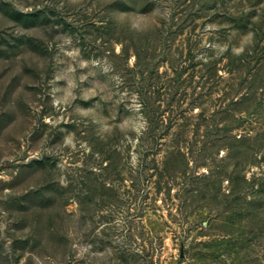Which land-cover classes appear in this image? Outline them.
Returning a JSON list of instances; mask_svg holds the SVG:
<instances>
[{
	"label": "rangeland",
	"instance_id": "1",
	"mask_svg": "<svg viewBox=\"0 0 264 264\" xmlns=\"http://www.w3.org/2000/svg\"><path fill=\"white\" fill-rule=\"evenodd\" d=\"M262 191L264 0H0V264H264Z\"/></svg>",
	"mask_w": 264,
	"mask_h": 264
},
{
	"label": "trees",
	"instance_id": "2",
	"mask_svg": "<svg viewBox=\"0 0 264 264\" xmlns=\"http://www.w3.org/2000/svg\"><path fill=\"white\" fill-rule=\"evenodd\" d=\"M262 193L264 194V191H262ZM263 194H262V195H263ZM262 205H263V204H262ZM262 205H260V208H261Z\"/></svg>",
	"mask_w": 264,
	"mask_h": 264
}]
</instances>
